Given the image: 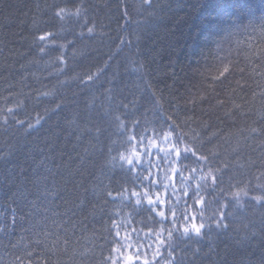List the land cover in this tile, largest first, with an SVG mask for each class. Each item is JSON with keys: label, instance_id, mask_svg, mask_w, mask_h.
Listing matches in <instances>:
<instances>
[{"label": "trees", "instance_id": "16d2710c", "mask_svg": "<svg viewBox=\"0 0 264 264\" xmlns=\"http://www.w3.org/2000/svg\"><path fill=\"white\" fill-rule=\"evenodd\" d=\"M49 32L42 54L34 40ZM114 115L127 137L138 120L135 131L147 141L167 149L182 137L180 147L208 157L185 161L197 173L184 171L178 195L200 175L223 172L214 192L188 201L197 219L176 226L215 225L210 218L231 204L227 231L214 228L200 242L174 235V251L131 236L153 225L141 223L145 213L129 216L127 201L104 199L119 155L134 147H121L126 136ZM200 197L208 203L197 206ZM257 198L264 199V0H0V264H111L112 249L127 245L152 264H264Z\"/></svg>", "mask_w": 264, "mask_h": 264}, {"label": "snow or ice", "instance_id": "6c2138e0", "mask_svg": "<svg viewBox=\"0 0 264 264\" xmlns=\"http://www.w3.org/2000/svg\"><path fill=\"white\" fill-rule=\"evenodd\" d=\"M80 11L81 9L78 8L77 15H79ZM63 12L64 9H60L55 15L61 17ZM91 31L92 29H89V33H91ZM54 35V33L49 32L35 37L34 43L37 46L40 44L44 45V47L40 48L42 54H46L45 48L50 46L47 44V41L51 40ZM55 47L63 49L65 46L55 45ZM58 59L62 65L65 64L63 54ZM60 71L63 72L64 69L61 68ZM225 72H228L227 68H225L224 72L220 73V76L223 77L224 80H227ZM88 79L91 80L92 77ZM218 104L220 107H223L224 101H219ZM59 107L60 105L57 106V108ZM123 107L127 108V105ZM234 107L239 108L238 105H234ZM11 111L12 110L9 109V112ZM108 115H111V113L106 110L101 114V118ZM112 120L115 126L121 130V135L126 136L127 125L121 115L112 116ZM37 123L39 124V121H37ZM138 125V120L133 121V134L130 137L126 136L125 140L121 142V147L125 145H134L133 150L135 155L132 157L123 154L119 155V169H114L108 176L109 183L105 186L106 190L103 192L106 202H113L116 200H120L121 202L127 201L131 209L129 216L145 213L147 223H145V221H141V223L145 224V227H147L148 224L153 225V227L148 228V231L143 235H141V230L133 229L131 236L135 237L137 241L141 239L152 240L155 238L158 245L167 244V246L174 251L175 245L172 243L174 235H176L177 238H194L196 242H200L208 236L214 228L217 231L221 229L227 231L229 226L225 221L230 216L227 209L231 207V204L222 205L224 211L220 212L218 217L210 218L216 220L215 225L201 223L198 226L193 222L190 227L176 226L177 221L181 219L184 221H195L197 219L196 215L188 212V208L190 207L188 201L198 196L201 191H208L209 193L214 192L220 183H222L223 172L217 169V172L221 173L220 175H212L211 173L208 175H200L199 183L196 184L191 192L184 190L182 195H178L176 184H185L187 181V178L184 176V171L188 169L192 175L197 173V168L192 167L189 169L185 161L190 162L194 158L196 163L206 164L208 157L198 156L191 148L180 147L179 143L182 137H176V143L171 144L169 148H162L159 146V143L147 141L145 133L135 131ZM29 127L31 128L33 125H29ZM103 132L104 130L102 128L97 129L98 135H102ZM170 140L171 137H168L160 143L170 142ZM226 168L227 166H225V170ZM129 185H131V187H129ZM161 189H163V196L161 195ZM257 200L260 204H264V199L257 198ZM194 203L199 206L208 202L205 201L203 197H200L195 199ZM199 219L204 220L203 215H200ZM112 223L115 226L116 222L114 220ZM165 224H171L173 226L171 229H167L164 227ZM155 225H160L159 231L155 229ZM165 233L167 235V240L164 238ZM115 239L117 242L121 241L120 232L118 230L115 232ZM124 246L125 245L122 244V247ZM148 247L151 248L152 245L149 244ZM112 251L118 252L120 249L113 248ZM129 251H134L135 255H129L125 260V264H152V261L140 259L141 252L139 249L129 248ZM200 251L199 248L193 249V255L200 253ZM205 255H210V253ZM159 256L160 252L157 247L152 260H156ZM169 256H172V252H169ZM119 259L124 260V257L121 255ZM172 264H180V261L174 259Z\"/></svg>", "mask_w": 264, "mask_h": 264}, {"label": "rangeland", "instance_id": "374dc122", "mask_svg": "<svg viewBox=\"0 0 264 264\" xmlns=\"http://www.w3.org/2000/svg\"><path fill=\"white\" fill-rule=\"evenodd\" d=\"M133 149L134 147L131 149V154L129 155V157H132L133 155H135V152ZM121 255L124 257V260L119 259ZM129 255H133V254L128 251V245H127L123 248V250L120 249V251L114 252L113 257L111 259V264H125V260L127 259Z\"/></svg>", "mask_w": 264, "mask_h": 264}]
</instances>
